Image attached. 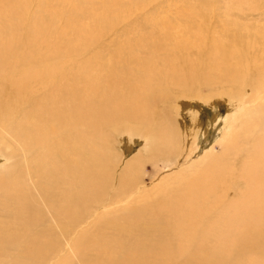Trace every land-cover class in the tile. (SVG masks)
Segmentation results:
<instances>
[{
  "label": "bare ground",
  "instance_id": "1",
  "mask_svg": "<svg viewBox=\"0 0 264 264\" xmlns=\"http://www.w3.org/2000/svg\"><path fill=\"white\" fill-rule=\"evenodd\" d=\"M157 1L0 0V264H264L258 5ZM221 99L240 111L221 151L145 188L181 160L172 112Z\"/></svg>",
  "mask_w": 264,
  "mask_h": 264
},
{
  "label": "rangeland",
  "instance_id": "2",
  "mask_svg": "<svg viewBox=\"0 0 264 264\" xmlns=\"http://www.w3.org/2000/svg\"><path fill=\"white\" fill-rule=\"evenodd\" d=\"M32 1L36 6L37 0ZM128 1L130 0H124V3ZM160 1L162 0H158L153 4L155 5ZM251 2H255L258 5V8L255 9L253 13L254 18L250 19V23L258 21V23H256L255 25V29H263L262 34L264 35V0H239V3H237L236 0H175L171 3L179 5L180 9H185L187 12H196L203 16V13L205 12H209L213 15H219L222 12L234 13L235 9L239 5L241 7L247 8L249 7ZM161 4L166 7V10L170 6V3L166 2V0H164V3ZM154 5H151V7ZM147 12L148 8L137 10L135 13L138 16L135 20L141 21L143 17H156L158 18V20L170 17V12L167 11H158L154 14H147ZM225 18L233 20L234 17L232 16V14H230L226 15ZM168 25L170 26V24L167 22L166 26L162 29L166 30ZM145 29L146 32L152 31L151 26ZM205 91H209L208 87H206ZM184 103L185 104L179 106L178 113L172 112V116L176 121L175 125L177 126L178 131L180 130V141L182 139V151L180 152L181 154L179 153V156H182L181 160L178 162L173 161L175 166L171 169H169V167H171L169 166L170 163H164L163 161L157 164L155 163V165L154 163H149L147 165V169L145 168L146 170L144 171V173L146 174L144 184L145 188H151L156 182H158V179L163 178L169 173L188 168L189 165L191 166L195 162L200 161L205 154L210 153L212 150L214 152L221 151L222 147L219 145V143L223 140L225 131L228 128L229 119L227 118H229V116H233V114L238 111L235 107H233V112H231V105L229 104V101L222 99L210 104L203 103L198 100H190L189 102ZM195 118L197 119V122ZM192 137L196 138V141L194 143V139L192 140ZM127 139L128 137H125L123 141L121 139H118V142L115 143L117 152L124 155V158H126L125 161H127L129 158L131 159L143 147L142 139H138L135 144H131V142L129 141L127 142ZM129 147L131 148L129 149ZM193 148L195 149L192 151ZM190 152H192V156L189 157V159H186L185 157L189 156ZM153 175H156L157 177ZM50 264H52V261L50 262Z\"/></svg>",
  "mask_w": 264,
  "mask_h": 264
}]
</instances>
